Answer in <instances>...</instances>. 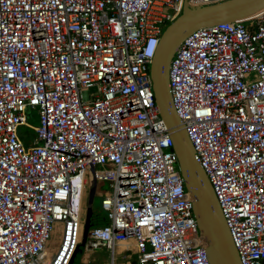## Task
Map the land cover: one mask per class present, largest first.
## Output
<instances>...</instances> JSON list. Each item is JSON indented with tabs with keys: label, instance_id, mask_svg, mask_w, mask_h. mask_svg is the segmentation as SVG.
<instances>
[{
	"label": "built area",
	"instance_id": "2783aa9c",
	"mask_svg": "<svg viewBox=\"0 0 264 264\" xmlns=\"http://www.w3.org/2000/svg\"><path fill=\"white\" fill-rule=\"evenodd\" d=\"M185 1L224 0H0V264L71 263L92 169L106 222L82 264H209L150 75ZM168 86L240 264H264V9L191 32Z\"/></svg>",
	"mask_w": 264,
	"mask_h": 264
},
{
	"label": "water",
	"instance_id": "95a60500",
	"mask_svg": "<svg viewBox=\"0 0 264 264\" xmlns=\"http://www.w3.org/2000/svg\"><path fill=\"white\" fill-rule=\"evenodd\" d=\"M263 9L264 0H224L205 5H191L185 1L181 13L164 29L150 64L154 97L173 141L209 264H240V261L212 186L194 157L192 143L173 106L168 86L170 61L180 43L199 27L245 20ZM86 224L87 217L84 238Z\"/></svg>",
	"mask_w": 264,
	"mask_h": 264
},
{
	"label": "rangeland",
	"instance_id": "374dc122",
	"mask_svg": "<svg viewBox=\"0 0 264 264\" xmlns=\"http://www.w3.org/2000/svg\"><path fill=\"white\" fill-rule=\"evenodd\" d=\"M168 25V24H167ZM164 26V29L166 26ZM164 31V30H163ZM93 89H90L92 91ZM27 125L19 128V133L21 137H29L31 140L35 135V128L38 126V115L36 110H31L28 118ZM93 169L90 174V187L87 190V197L85 199L86 204V214L87 217V230L97 225V220L101 217L106 216V213L101 209V199L102 197L99 195V192H104L108 189L107 182H96L93 176ZM86 242V236L83 238V242L78 246L76 254L71 261L70 264H82V253H83V245ZM89 262L86 264H103L110 260L111 258V250L101 247H94L92 253L90 254ZM94 259L91 261V259ZM86 259V258H85Z\"/></svg>",
	"mask_w": 264,
	"mask_h": 264
},
{
	"label": "bare ground",
	"instance_id": "6f19581e",
	"mask_svg": "<svg viewBox=\"0 0 264 264\" xmlns=\"http://www.w3.org/2000/svg\"><path fill=\"white\" fill-rule=\"evenodd\" d=\"M117 254L119 256H117V263H123L127 260V256L134 253L135 250L133 247H129L126 249V247L124 246H119L118 248H116ZM49 252H52V249L49 250Z\"/></svg>",
	"mask_w": 264,
	"mask_h": 264
},
{
	"label": "trees",
	"instance_id": "16d2710c",
	"mask_svg": "<svg viewBox=\"0 0 264 264\" xmlns=\"http://www.w3.org/2000/svg\"><path fill=\"white\" fill-rule=\"evenodd\" d=\"M105 222H106V216L101 217L99 220H97V225L96 226L104 224Z\"/></svg>",
	"mask_w": 264,
	"mask_h": 264
}]
</instances>
